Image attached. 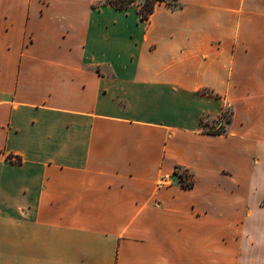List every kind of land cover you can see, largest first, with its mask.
Masks as SVG:
<instances>
[{"label": "crops", "instance_id": "obj_1", "mask_svg": "<svg viewBox=\"0 0 264 264\" xmlns=\"http://www.w3.org/2000/svg\"><path fill=\"white\" fill-rule=\"evenodd\" d=\"M138 8L0 0V264H264V0Z\"/></svg>", "mask_w": 264, "mask_h": 264}, {"label": "rangeland", "instance_id": "obj_2", "mask_svg": "<svg viewBox=\"0 0 264 264\" xmlns=\"http://www.w3.org/2000/svg\"><path fill=\"white\" fill-rule=\"evenodd\" d=\"M144 0H134L131 4H135L136 7L138 8L141 3ZM230 104H227L224 108V110L222 111V114L219 115L218 117H216L214 119V121H212V123L209 126H206L207 130H219V129H223L225 130V124L228 123L230 121V117H231V109H230ZM189 175L187 173H185V171H182L181 173V179H183L185 182H190V180L188 179ZM180 180V179H179Z\"/></svg>", "mask_w": 264, "mask_h": 264}, {"label": "trees", "instance_id": "obj_3", "mask_svg": "<svg viewBox=\"0 0 264 264\" xmlns=\"http://www.w3.org/2000/svg\"><path fill=\"white\" fill-rule=\"evenodd\" d=\"M134 0H107V2L114 5L116 8H125L129 6ZM156 1L160 0H144L138 8V13L141 19H147L152 12L153 6ZM186 173V171H185ZM185 187L190 186V182H182Z\"/></svg>", "mask_w": 264, "mask_h": 264}, {"label": "built area", "instance_id": "obj_4", "mask_svg": "<svg viewBox=\"0 0 264 264\" xmlns=\"http://www.w3.org/2000/svg\"><path fill=\"white\" fill-rule=\"evenodd\" d=\"M182 171H184V170L175 168L171 174L162 176L159 179V182L158 183H160V184L170 183L173 176H176L178 179H180L181 182H185L183 179H181V173H182Z\"/></svg>", "mask_w": 264, "mask_h": 264}]
</instances>
